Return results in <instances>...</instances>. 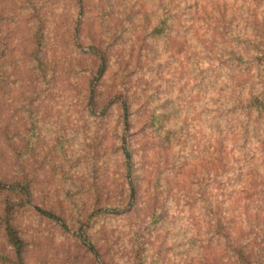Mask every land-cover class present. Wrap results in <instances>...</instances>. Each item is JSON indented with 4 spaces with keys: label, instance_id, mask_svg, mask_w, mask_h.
<instances>
[{
    "label": "rangeland",
    "instance_id": "1",
    "mask_svg": "<svg viewBox=\"0 0 264 264\" xmlns=\"http://www.w3.org/2000/svg\"><path fill=\"white\" fill-rule=\"evenodd\" d=\"M150 2L0 0V151L20 156L32 222L60 239L39 264H242L237 246L264 264V110L242 104L264 102V0ZM62 4L77 18L52 43ZM68 79L87 119L39 127L36 101ZM13 195L0 188L5 211Z\"/></svg>",
    "mask_w": 264,
    "mask_h": 264
},
{
    "label": "clouds",
    "instance_id": "2",
    "mask_svg": "<svg viewBox=\"0 0 264 264\" xmlns=\"http://www.w3.org/2000/svg\"><path fill=\"white\" fill-rule=\"evenodd\" d=\"M43 0H41V3ZM100 0H96L99 3ZM160 0H151L149 4L150 10L154 7H158ZM167 3V0H164ZM230 4H245V0H228ZM255 4L253 0H247L245 8H253ZM264 11V9H262ZM78 10L75 7L65 8L63 4L55 9V19L50 21L47 25V36L52 43L56 42V25L61 20H66L68 23H72L77 18ZM67 31V28L65 29ZM86 44L91 41L88 39V33L86 32L80 37ZM21 70L23 65L21 64ZM203 68H208L207 62L201 65ZM11 71V69H8ZM50 83L54 84L55 81L49 76ZM43 88V85L40 84ZM70 89L72 91H70ZM56 99L46 101L44 95H41L40 99L36 101V123L41 128H53L59 130L60 124H68V117H71L72 125L76 126L81 118L87 119V101L84 91V86L79 80L68 79L67 82L56 89ZM15 102V98L9 100L12 104ZM44 108V111L40 109ZM56 132L54 131L53 135ZM45 136H48L47 131ZM49 142L52 137L48 136ZM0 175H7L12 178L13 182L10 183V191L14 194L10 196V203L8 204V211H5V202L0 198V238L5 235L3 227L7 224L10 230L16 234L18 241L24 246L23 255L16 256L14 250L11 255V264H39L40 255L52 252L55 247L60 244V239H53L50 236L41 235L42 229L35 226L32 222L31 214L28 211L29 205H34L35 196L31 192V186L35 183V180H27L28 172L25 166L21 163L20 156L14 155L11 152L0 151ZM24 177V179H20ZM28 190V196L16 200L15 195H19L20 192ZM15 243V241H13ZM6 248H11V245H0V253H3Z\"/></svg>",
    "mask_w": 264,
    "mask_h": 264
},
{
    "label": "trees",
    "instance_id": "3",
    "mask_svg": "<svg viewBox=\"0 0 264 264\" xmlns=\"http://www.w3.org/2000/svg\"><path fill=\"white\" fill-rule=\"evenodd\" d=\"M154 30H156V29H154ZM242 101H243L242 104L246 105L247 108H250L253 105H255V107L257 106L256 108L259 109V111L264 110V102H263V100L254 101L253 102V101H250V100H247V99L246 100L243 99ZM124 106L126 107V103L124 104ZM127 155H128V159H129L130 153L128 152ZM129 168H131L130 164H129ZM131 186L133 187V184ZM2 187H9V185L7 186V185H5L4 183H2L0 181V188H2ZM27 193H28V191H26V190L21 192V194H27ZM40 210L45 215H47L48 217L53 218V219H55V220H57L59 222L61 221V218L55 212L50 211V210H47V209H40ZM6 211H8V210H6ZM4 234H5L4 235L5 242L8 243L9 245H11L12 252L14 250V254L16 256L23 255V248H24V246L18 241V239L16 237V234L10 230V227L7 224L4 225ZM13 241H15V243H13ZM90 248L93 250V247L91 245H90ZM236 248L239 249V250H237V253L239 254V256L242 255V256L245 257L244 259H241V262L243 264V261L246 258H248L249 255H246L243 252V250H242L241 247H238L237 246ZM0 257H2L4 259L3 262H7V263L11 264V257L10 256L4 255V253H1L0 254ZM246 264H252V262H249L248 261Z\"/></svg>",
    "mask_w": 264,
    "mask_h": 264
}]
</instances>
